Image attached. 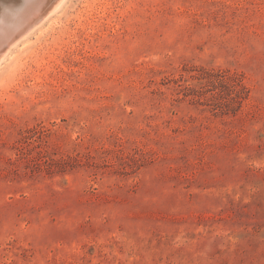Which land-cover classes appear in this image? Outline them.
I'll use <instances>...</instances> for the list:
<instances>
[{
  "label": "rangeland",
  "instance_id": "rangeland-1",
  "mask_svg": "<svg viewBox=\"0 0 264 264\" xmlns=\"http://www.w3.org/2000/svg\"><path fill=\"white\" fill-rule=\"evenodd\" d=\"M40 25L0 63V264H264V0Z\"/></svg>",
  "mask_w": 264,
  "mask_h": 264
},
{
  "label": "bare ground",
  "instance_id": "bare-ground-1",
  "mask_svg": "<svg viewBox=\"0 0 264 264\" xmlns=\"http://www.w3.org/2000/svg\"><path fill=\"white\" fill-rule=\"evenodd\" d=\"M43 2L45 3V1L41 0H23V6L17 9L12 8L13 10L10 9V12L2 13L4 15L0 18V63L6 59L20 40L32 33L42 21L48 19L58 6L63 3V0H58L59 3L56 1L58 4L51 6L52 8L50 7L48 10H45V7L41 8L42 4L44 5ZM47 4L46 9L49 5ZM16 7H18V4Z\"/></svg>",
  "mask_w": 264,
  "mask_h": 264
}]
</instances>
